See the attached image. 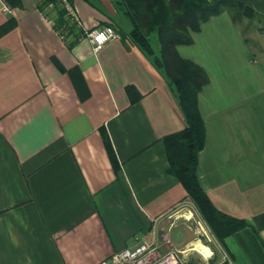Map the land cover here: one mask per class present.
I'll list each match as a JSON object with an SVG mask.
<instances>
[{
	"label": "crops",
	"instance_id": "0c3cea01",
	"mask_svg": "<svg viewBox=\"0 0 264 264\" xmlns=\"http://www.w3.org/2000/svg\"><path fill=\"white\" fill-rule=\"evenodd\" d=\"M117 1L71 0L84 31L119 34L95 53L86 37L59 38L58 2L0 0V264H102L143 245L159 257L197 243L165 141L187 123L156 63L159 36L144 51ZM230 1L264 19V0ZM242 22L224 11L177 47L209 76L199 182L217 210L246 223L213 235L221 251L204 247L207 264H264V53Z\"/></svg>",
	"mask_w": 264,
	"mask_h": 264
},
{
	"label": "trees",
	"instance_id": "16d2710c",
	"mask_svg": "<svg viewBox=\"0 0 264 264\" xmlns=\"http://www.w3.org/2000/svg\"><path fill=\"white\" fill-rule=\"evenodd\" d=\"M116 5L131 21V37L144 51L152 55L154 50L150 36L155 32L159 36L162 48L156 63L165 70L175 86L187 123L183 131L165 138L171 170L187 189L189 198L212 234L223 241L228 235L242 229L246 223L217 210L199 182V153L205 146L206 129L199 111L198 98L209 83V76L196 63L183 59L177 47L192 44V34L199 32L211 17L224 11L229 12L234 22L258 14L249 4L230 0H118ZM66 15L65 9L60 10L54 26L56 30L68 27L67 35L71 37L68 45L72 46L85 36V32L77 25L70 24ZM108 146L111 148L110 141ZM111 153L114 158L113 149Z\"/></svg>",
	"mask_w": 264,
	"mask_h": 264
},
{
	"label": "rangeland",
	"instance_id": "374dc122",
	"mask_svg": "<svg viewBox=\"0 0 264 264\" xmlns=\"http://www.w3.org/2000/svg\"><path fill=\"white\" fill-rule=\"evenodd\" d=\"M66 17L69 19L67 15ZM242 21L243 29L249 36V40L256 50L257 55H260V52L264 53V19L255 17L252 14ZM259 32L261 33L260 35H258ZM252 34L257 35L253 36ZM261 57L264 61V54H262ZM187 208L192 211V230L194 233H196V231L199 233H196L197 235L195 234L198 236L196 244H193L185 252L171 251L169 254L163 253L162 256L159 257H152L151 254H146L145 257L136 261V263L127 262L124 264H207L208 260H210L209 254H211V250L209 248L204 250V247H211L214 253L221 251V248L196 206L190 203ZM200 243L202 248L197 245Z\"/></svg>",
	"mask_w": 264,
	"mask_h": 264
},
{
	"label": "built area",
	"instance_id": "2783aa9c",
	"mask_svg": "<svg viewBox=\"0 0 264 264\" xmlns=\"http://www.w3.org/2000/svg\"><path fill=\"white\" fill-rule=\"evenodd\" d=\"M53 2H58L60 5H62L63 9L66 10L70 24H75L83 29L82 21L75 11L71 0H53ZM67 29L68 27L64 26L57 30L59 38L64 42L68 41ZM84 32V37L89 39L95 53H98L108 42L119 37V34L112 25L106 26L104 28L96 26ZM150 253H152L151 245H143L133 252L125 251L117 254L109 260L104 261L102 264H124L127 262L136 263V261L141 260L146 256V254Z\"/></svg>",
	"mask_w": 264,
	"mask_h": 264
},
{
	"label": "bare ground",
	"instance_id": "6f19581e",
	"mask_svg": "<svg viewBox=\"0 0 264 264\" xmlns=\"http://www.w3.org/2000/svg\"><path fill=\"white\" fill-rule=\"evenodd\" d=\"M167 262H169V261H167Z\"/></svg>",
	"mask_w": 264,
	"mask_h": 264
}]
</instances>
